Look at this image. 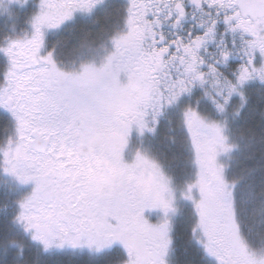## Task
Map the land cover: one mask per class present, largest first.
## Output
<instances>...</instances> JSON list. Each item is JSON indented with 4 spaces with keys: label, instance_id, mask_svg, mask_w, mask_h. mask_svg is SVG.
<instances>
[{
    "label": "snow or ice",
    "instance_id": "snow-or-ice-1",
    "mask_svg": "<svg viewBox=\"0 0 264 264\" xmlns=\"http://www.w3.org/2000/svg\"><path fill=\"white\" fill-rule=\"evenodd\" d=\"M0 264H264V0H0Z\"/></svg>",
    "mask_w": 264,
    "mask_h": 264
}]
</instances>
